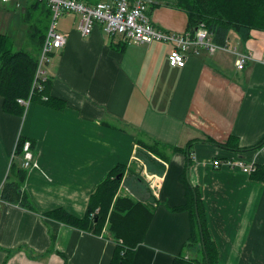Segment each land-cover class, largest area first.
<instances>
[{"label":"crops","instance_id":"0c3cea01","mask_svg":"<svg viewBox=\"0 0 264 264\" xmlns=\"http://www.w3.org/2000/svg\"><path fill=\"white\" fill-rule=\"evenodd\" d=\"M37 1L0 0V32L19 49L29 48V18L49 8L46 0ZM176 3L151 0L153 23L187 31L188 14ZM80 18L73 12L59 18L66 42L42 66L51 94L65 100V108L31 101L17 115L5 111L0 95V193L17 159L19 136L33 141L35 159L22 186L33 208L0 201V264H109L115 241L45 212L64 207L84 216L105 175L117 163L135 162L142 179L127 172L119 193L156 207L133 264H172L182 251L190 216L172 208L186 202L181 175L188 162L220 264H264V181L228 163L264 165V31L253 29L246 40L231 31L225 47L212 52L191 47L178 66L169 62V43H127L101 24L84 35ZM237 52L252 56L243 69ZM153 139L183 151L167 148V158L150 152L160 165L150 168L139 156V140Z\"/></svg>","mask_w":264,"mask_h":264},{"label":"trees","instance_id":"16d2710c","mask_svg":"<svg viewBox=\"0 0 264 264\" xmlns=\"http://www.w3.org/2000/svg\"><path fill=\"white\" fill-rule=\"evenodd\" d=\"M39 1L34 5H38ZM176 5L187 12L189 31L194 33L203 25L211 34L212 40L219 45L227 43L231 31H235L243 40L250 37L253 29L264 31V0H177ZM47 8L42 10L41 16L29 18V48L15 49L13 39L0 32V95L4 98L3 108L9 113L17 115L25 113L27 107L18 101L19 98L29 99L30 102L40 101L57 109L66 106L65 100L51 94L52 80L49 77L36 76L38 55L51 18V9ZM27 16H30V12H27ZM44 96L47 99H44ZM26 141H30L33 150V141L25 136H19L15 148L17 159L11 163L9 176L0 194L2 200L32 209L31 200L22 189L28 170L22 165ZM152 142L165 149L183 151L182 147L169 146L160 140L153 139ZM155 151L161 158H167L166 154L159 153L156 149ZM145 159L150 168L153 165L160 166L149 154H146ZM127 172L129 175L135 174V178L142 179L139 173L134 172L132 166L117 163L90 194L87 210L82 217L64 207L45 212L50 218L115 241L109 264H133L136 247L144 241L155 214L156 205L153 202L119 193ZM251 176L264 181V165L255 164ZM181 179L186 188V202L174 206L172 210L188 211L190 235L183 243L182 251L173 258L172 264H220L218 247L209 230L201 190L198 185L188 181L187 168ZM196 210L200 218L203 239ZM188 250H191L192 254L188 255Z\"/></svg>","mask_w":264,"mask_h":264},{"label":"built area","instance_id":"2783aa9c","mask_svg":"<svg viewBox=\"0 0 264 264\" xmlns=\"http://www.w3.org/2000/svg\"><path fill=\"white\" fill-rule=\"evenodd\" d=\"M4 2L10 0H2ZM51 9L50 23L46 37L38 58V68L36 76L43 77L42 66L50 59V54L55 48L63 46L66 36L58 29L59 18L65 13L80 14V28L84 35H89L97 24H101L103 29L110 35H121L123 41L127 43H151L154 41L166 42L172 45L168 54L171 65L183 66L186 62L188 50L191 47H205L209 51H214L219 45L212 40L209 31L201 25L194 33L187 30L185 32L166 31L155 25L149 15V4L151 0H97L94 3H87L81 0H46ZM252 59L251 54L237 52V67L243 69L246 63ZM264 60V55H263ZM47 99L46 96L43 97ZM18 101L29 105L30 100L19 98ZM24 159L22 165L26 168L34 164V153L31 149L30 141L24 144ZM214 165L218 166L220 159L214 160ZM245 172L255 170V164L245 163L243 160L234 162ZM2 200L0 194V201Z\"/></svg>","mask_w":264,"mask_h":264},{"label":"rangeland","instance_id":"374dc122","mask_svg":"<svg viewBox=\"0 0 264 264\" xmlns=\"http://www.w3.org/2000/svg\"><path fill=\"white\" fill-rule=\"evenodd\" d=\"M37 17H39V16H37ZM50 23V22H49ZM58 29H59V26H58ZM19 35H21V32H19ZM19 39L20 37L18 36V37H16V39ZM14 48L15 49H19L20 47L18 46V43H16V45H14ZM39 54H40V52H39ZM45 66V65H44ZM140 152H139V155H142V158L144 159V161L145 160H147V159H145L146 158V154H149L150 152H152L153 154H157V152L155 151V149L159 152V153H164V154H166V149L165 148H163L162 146H157V145H155L151 140L150 141H144V140H140ZM148 146V147H147ZM149 147H151V148H154V150H152L151 148H149ZM150 155V154H149ZM158 155V154H157ZM132 168H134L135 170L136 169H138V167H139V164H137V162H135L134 164H132ZM134 170V171H135Z\"/></svg>","mask_w":264,"mask_h":264},{"label":"water","instance_id":"95a60500","mask_svg":"<svg viewBox=\"0 0 264 264\" xmlns=\"http://www.w3.org/2000/svg\"><path fill=\"white\" fill-rule=\"evenodd\" d=\"M188 168H189V162H188V164H187V179H188V181H189L190 183H192L191 180L189 179V175H188V170H189V169H188ZM196 214H197V219H198V221H199L201 237H202V239H203L202 227H201L200 218H199V214H198V211H197V210H196Z\"/></svg>","mask_w":264,"mask_h":264}]
</instances>
